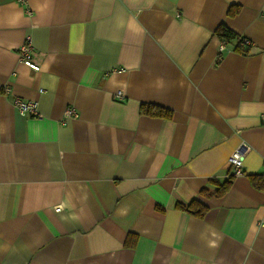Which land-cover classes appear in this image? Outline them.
<instances>
[{"label":"crops","instance_id":"1","mask_svg":"<svg viewBox=\"0 0 264 264\" xmlns=\"http://www.w3.org/2000/svg\"><path fill=\"white\" fill-rule=\"evenodd\" d=\"M262 114L264 0H0V264H264ZM240 142L242 174L200 195Z\"/></svg>","mask_w":264,"mask_h":264},{"label":"trees","instance_id":"2","mask_svg":"<svg viewBox=\"0 0 264 264\" xmlns=\"http://www.w3.org/2000/svg\"><path fill=\"white\" fill-rule=\"evenodd\" d=\"M238 10H239V5L232 4L229 6L227 14L229 16H233L238 12ZM214 32L216 33L220 41H224L226 43L234 42L235 43L234 49L244 51L246 53L248 52L250 44H245L244 43L245 38L239 36L237 33H235L233 30L228 28L226 25L222 23L219 24L215 28ZM139 112L140 114H144L147 116L162 117L166 119L171 118L172 116L171 109L161 106V105H156V104L147 103V102L140 103ZM232 177H233L232 175H229V177H227L224 181L220 183L210 180L209 182L215 185V189L213 191H210L208 188L203 187L199 191L200 195L202 196H210V195L221 196L223 195L225 191L228 189V187L230 186ZM260 178L262 177H259L258 175L250 176V180L258 188L264 185V181L259 180ZM175 207L187 213H190L194 216H197V217H202L208 209L207 205L201 200H199L198 198H193L186 203L176 202ZM135 238H136V235L132 233H128L124 240V245L132 246Z\"/></svg>","mask_w":264,"mask_h":264},{"label":"built area","instance_id":"3","mask_svg":"<svg viewBox=\"0 0 264 264\" xmlns=\"http://www.w3.org/2000/svg\"><path fill=\"white\" fill-rule=\"evenodd\" d=\"M245 44H250V41L245 38ZM226 42L220 41L218 45L219 51H223L225 49ZM18 55L20 60L26 64L31 69H38L39 65L32 60V46L29 41H24L18 47ZM5 91H9L8 87H4ZM13 104L15 109L20 113H25L30 116H34L37 118H41L42 114L38 109V104L34 100L24 99L21 97H14ZM78 111L73 106H67L63 111V118H69L73 116H77ZM262 120H264V114L261 115ZM248 150V146L244 142H240L234 150L228 156V163L230 166L231 175H239L242 174V166H243V158ZM264 174V173H262ZM55 209L59 210L60 207L57 206ZM264 225V223H261Z\"/></svg>","mask_w":264,"mask_h":264}]
</instances>
